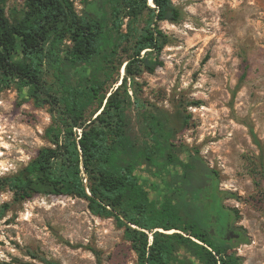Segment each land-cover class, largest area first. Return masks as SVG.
Here are the masks:
<instances>
[{"label": "rangeland", "instance_id": "374dc122", "mask_svg": "<svg viewBox=\"0 0 264 264\" xmlns=\"http://www.w3.org/2000/svg\"><path fill=\"white\" fill-rule=\"evenodd\" d=\"M74 2L85 13L86 1ZM173 3L180 20L159 22L168 36L162 65L127 84L136 144L164 154L161 163L140 169L159 179L167 165H184L190 154H199L217 172L219 190L226 192L223 204L232 209V222L247 240L229 252L243 264H264V0ZM23 7V0H8L6 11L16 19ZM125 56L121 52L115 61L112 79L119 77L118 83L106 81L103 58L69 70V76L76 83L90 82L85 77L106 81L111 91L125 76L124 65L118 69ZM45 78L56 86L52 73ZM96 106L89 105L87 114ZM52 121L50 105L38 106L27 89L11 85L0 92V178L18 173L40 148L51 145L46 130ZM177 177L167 179L174 188ZM176 254L186 264H202L186 245ZM45 259L139 264L126 226L92 213L85 199L36 194L15 201L13 192L0 186V264H45Z\"/></svg>", "mask_w": 264, "mask_h": 264}, {"label": "trees", "instance_id": "16d2710c", "mask_svg": "<svg viewBox=\"0 0 264 264\" xmlns=\"http://www.w3.org/2000/svg\"><path fill=\"white\" fill-rule=\"evenodd\" d=\"M7 1L0 0V92L11 85L27 89L38 106L50 105L53 121L46 130L51 145L40 148L18 173L1 177L0 186L11 190L15 201L36 194L85 199L92 213L113 216L126 226L139 264H186L176 254L180 245L191 248L202 264H243L229 250L247 241L244 233L235 240L211 234L212 214L228 222L235 216L223 204L226 192L219 190L217 172L199 154H190L184 165H167L159 179L140 169L148 162L161 163L164 154L136 144L127 84L162 65L168 36L159 22L181 17L173 0H85L83 14L74 0H23L16 19L7 14ZM121 52L126 56L117 67L124 65L125 76L108 91L105 84ZM100 58L106 81L71 80L69 70ZM48 73L55 87L46 80ZM93 103L97 106L88 115ZM174 174L175 188L167 180Z\"/></svg>", "mask_w": 264, "mask_h": 264}, {"label": "flooded vegetation", "instance_id": "af4514ba", "mask_svg": "<svg viewBox=\"0 0 264 264\" xmlns=\"http://www.w3.org/2000/svg\"><path fill=\"white\" fill-rule=\"evenodd\" d=\"M208 225L210 228H214L215 233L212 234L214 236H218L222 239L226 240H235L237 239L236 234L239 232L237 227L233 224V222H228L221 215H213L210 217Z\"/></svg>", "mask_w": 264, "mask_h": 264}, {"label": "water", "instance_id": "95a60500", "mask_svg": "<svg viewBox=\"0 0 264 264\" xmlns=\"http://www.w3.org/2000/svg\"><path fill=\"white\" fill-rule=\"evenodd\" d=\"M210 231H211V234H214L215 233L214 228H211Z\"/></svg>", "mask_w": 264, "mask_h": 264}]
</instances>
